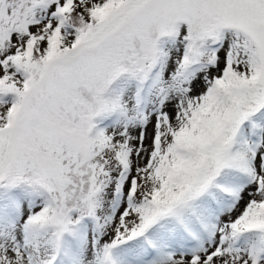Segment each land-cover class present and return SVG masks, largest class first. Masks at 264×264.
I'll use <instances>...</instances> for the list:
<instances>
[{"label": "snow or ice", "instance_id": "obj_1", "mask_svg": "<svg viewBox=\"0 0 264 264\" xmlns=\"http://www.w3.org/2000/svg\"><path fill=\"white\" fill-rule=\"evenodd\" d=\"M0 264H264V0H0Z\"/></svg>", "mask_w": 264, "mask_h": 264}]
</instances>
